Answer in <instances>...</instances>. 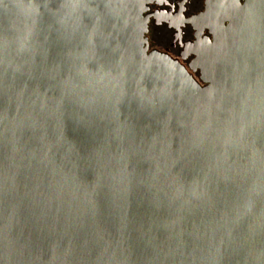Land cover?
<instances>
[{
    "label": "water",
    "instance_id": "1",
    "mask_svg": "<svg viewBox=\"0 0 264 264\" xmlns=\"http://www.w3.org/2000/svg\"><path fill=\"white\" fill-rule=\"evenodd\" d=\"M151 1L0 0V264H264V0Z\"/></svg>",
    "mask_w": 264,
    "mask_h": 264
},
{
    "label": "flooded vegetation",
    "instance_id": "2",
    "mask_svg": "<svg viewBox=\"0 0 264 264\" xmlns=\"http://www.w3.org/2000/svg\"><path fill=\"white\" fill-rule=\"evenodd\" d=\"M208 1L152 0L144 13L149 17V49L165 52L189 66L195 56L189 54L188 46L197 40V33L203 25L199 21L192 23L190 19L205 12ZM200 36L212 38L208 28H203Z\"/></svg>",
    "mask_w": 264,
    "mask_h": 264
},
{
    "label": "rangeland",
    "instance_id": "3",
    "mask_svg": "<svg viewBox=\"0 0 264 264\" xmlns=\"http://www.w3.org/2000/svg\"><path fill=\"white\" fill-rule=\"evenodd\" d=\"M195 75H197V76H198V74H195Z\"/></svg>",
    "mask_w": 264,
    "mask_h": 264
}]
</instances>
